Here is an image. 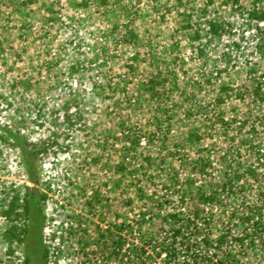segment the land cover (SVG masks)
Listing matches in <instances>:
<instances>
[{
    "label": "rangeland",
    "instance_id": "obj_1",
    "mask_svg": "<svg viewBox=\"0 0 264 264\" xmlns=\"http://www.w3.org/2000/svg\"><path fill=\"white\" fill-rule=\"evenodd\" d=\"M257 6L264 0H0V124L27 138L38 174L29 183L18 148L0 138V211L25 185L44 195L46 264H157L167 213L220 187L226 163H249L242 141L264 151V90L252 94L264 74ZM208 20L221 30L209 33ZM232 191L226 212L238 215L244 196L264 216V170ZM8 224L0 212V264H21V245L6 252ZM214 224L213 234L226 227ZM255 237L230 248L240 263L264 264L263 224Z\"/></svg>",
    "mask_w": 264,
    "mask_h": 264
},
{
    "label": "trees",
    "instance_id": "obj_2",
    "mask_svg": "<svg viewBox=\"0 0 264 264\" xmlns=\"http://www.w3.org/2000/svg\"><path fill=\"white\" fill-rule=\"evenodd\" d=\"M233 1L236 3L238 0ZM251 15L257 20L263 19L264 6L252 7ZM206 24L207 30L211 34H216L222 28V24L219 21L208 20ZM125 32L131 39L136 37V34L130 30ZM256 46L259 48V45ZM261 46H264V38ZM198 53L202 54L201 49H198ZM154 84V78L149 79L147 81V89L152 91ZM252 87V94L262 99L264 74L261 75L260 80L254 82ZM220 89L224 92L227 91V87L224 85H221ZM69 105L70 101L64 100L60 111L64 123L71 128L73 122H71ZM220 120L223 122L222 119ZM0 132L2 134L1 140L9 139L11 144L18 148L26 179L32 185L36 184L38 174L34 165L35 152L30 148L27 138H24L18 131L1 124ZM242 143L251 151V161L249 163H226L222 172L223 181L220 187L201 189L194 205L185 212L174 211L167 213L173 225L170 232L163 235L156 243L154 255L159 258L157 264H242L234 258L230 248L237 246L239 250L243 251L246 247H249L254 242V238H256L258 225H264L262 209L250 207V202L244 196H242L243 201L241 204L246 205L241 208L238 215H236V210L226 212L224 208L223 203H226V199L235 196L234 191H232L233 187H241L242 183L247 179L256 180L258 174L264 170V151L251 140H244ZM236 152H238L237 149ZM210 166L211 162L208 157L200 160L198 163V174L206 176ZM32 185L24 186L21 200L18 193L14 191L6 208L0 211L9 222L4 229L6 252L11 254L13 252V244H19L23 251L21 264H46L47 247L44 245L41 234L44 217L40 204V200L44 195L36 192ZM225 190L231 195H223ZM204 205H207L208 208H205ZM20 216L24 217L22 225L16 224V220ZM217 222L221 226L226 225V227L220 233L213 234L214 223ZM232 225L239 226V231L233 240ZM203 229L206 231L199 235ZM261 232L259 231L257 236H261ZM223 240H227L230 243L226 247V253L220 254ZM139 248L141 251H145L143 247ZM142 264H144V261Z\"/></svg>",
    "mask_w": 264,
    "mask_h": 264
},
{
    "label": "flooded vegetation",
    "instance_id": "obj_3",
    "mask_svg": "<svg viewBox=\"0 0 264 264\" xmlns=\"http://www.w3.org/2000/svg\"><path fill=\"white\" fill-rule=\"evenodd\" d=\"M23 252V251H22Z\"/></svg>",
    "mask_w": 264,
    "mask_h": 264
}]
</instances>
